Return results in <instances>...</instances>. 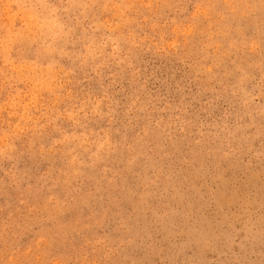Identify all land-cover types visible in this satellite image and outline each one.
Returning <instances> with one entry per match:
<instances>
[{"label": "rangeland", "instance_id": "rangeland-1", "mask_svg": "<svg viewBox=\"0 0 264 264\" xmlns=\"http://www.w3.org/2000/svg\"><path fill=\"white\" fill-rule=\"evenodd\" d=\"M0 264H264V0H0Z\"/></svg>", "mask_w": 264, "mask_h": 264}, {"label": "bare ground", "instance_id": "bare-ground-1", "mask_svg": "<svg viewBox=\"0 0 264 264\" xmlns=\"http://www.w3.org/2000/svg\"><path fill=\"white\" fill-rule=\"evenodd\" d=\"M47 128V127H46ZM18 243V242H17ZM28 261V260H27Z\"/></svg>", "mask_w": 264, "mask_h": 264}]
</instances>
